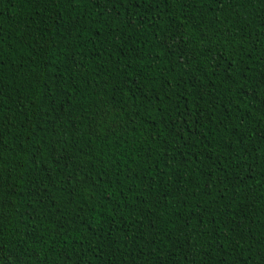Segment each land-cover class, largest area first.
<instances>
[{
	"label": "trees",
	"instance_id": "trees-1",
	"mask_svg": "<svg viewBox=\"0 0 264 264\" xmlns=\"http://www.w3.org/2000/svg\"><path fill=\"white\" fill-rule=\"evenodd\" d=\"M0 264H264V0H0Z\"/></svg>",
	"mask_w": 264,
	"mask_h": 264
}]
</instances>
